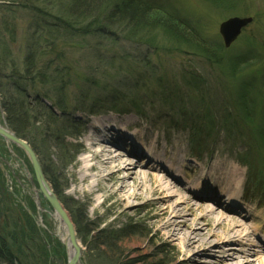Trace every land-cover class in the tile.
<instances>
[{
  "label": "rangeland",
  "instance_id": "obj_1",
  "mask_svg": "<svg viewBox=\"0 0 264 264\" xmlns=\"http://www.w3.org/2000/svg\"><path fill=\"white\" fill-rule=\"evenodd\" d=\"M150 1L187 19L200 37L219 48L221 61L213 62L178 47L161 32L152 33L154 41L135 35L126 40L113 29L106 36H71L66 29L74 31L72 25L58 21L64 16L57 0H0V49L9 53L5 58L11 62L3 64L0 82L18 100L17 105L30 113L27 139L19 138L35 152L43 171L46 168L53 173L58 193L52 189L75 225V240L87 264H107V246L98 247L108 235L111 241L120 239L125 247L123 264H136L142 258L160 259L165 264H212L220 259L218 251L194 258L203 248H184L179 239L169 237L163 226L166 216L152 203L134 201L126 209L101 187L95 188L89 199L84 191L94 183L97 172L89 173L92 177L87 183H81L79 172L83 159L90 155V125L106 116L120 118L115 125L119 128L129 115L133 123L126 130L128 137H143L148 148L153 139L159 141L161 153H177L179 159L187 161L185 183L199 175L213 188L201 190L202 199L189 195L206 208L188 216L190 225L203 221L211 226L208 212L219 207L226 210L225 204L215 199L228 191L221 178L226 179L224 176L236 168L241 177L239 189L233 190L251 210L249 216L248 212L236 216L250 231L259 223L264 226V0ZM235 17L252 18L253 23L226 49L219 29ZM55 27L61 32L54 39L49 34L56 31ZM33 49L42 52L35 74L47 75L48 83L9 79L14 73L12 62L26 76L24 61ZM114 91L124 95L120 110L126 112L112 110L117 97ZM3 99L0 87V101ZM132 100L141 106L139 114L130 110L135 103ZM1 107L0 126L6 128L7 115ZM34 119L41 122L34 124ZM114 146L124 154L132 149ZM0 159V239L17 254L18 264H68L62 225L43 194L37 192L33 167L25 152L0 137ZM172 168L173 173L181 172L177 166ZM212 172L215 175L206 178ZM124 210L129 214L124 215ZM83 222L88 224L86 231ZM87 231L91 236L99 232L101 240L91 243ZM263 237L250 239L260 244ZM231 248L235 264L257 257L255 253L247 256V247L240 243ZM112 254L111 260H115ZM0 264H7L1 256Z\"/></svg>",
  "mask_w": 264,
  "mask_h": 264
},
{
  "label": "bare ground",
  "instance_id": "obj_2",
  "mask_svg": "<svg viewBox=\"0 0 264 264\" xmlns=\"http://www.w3.org/2000/svg\"><path fill=\"white\" fill-rule=\"evenodd\" d=\"M119 119L116 116H106L90 125L91 134L87 137V141L91 143L90 155L83 159L84 165L79 172L81 183L89 181V178L92 177L90 172H97L94 176V183L89 186L88 190L84 191L89 199L92 200V196L96 192L95 188L101 187L103 191L110 193L117 204L126 209H130L134 205V201H142L144 205L152 203L159 211H162V216H166L163 226L167 229L166 232L169 237L172 235L179 239L184 248H203L195 253L194 258L196 259L197 256H210L213 255V251H218L220 259H214L212 264H235L233 261L235 256L231 246L234 243H240L247 247L245 250L247 256L250 255L251 257V254L255 253L257 257L252 261L248 259L236 264H255V261L258 264H264V240L262 239L260 244H257L256 241L250 239L251 237L257 239L258 236L264 234L263 224L259 223L257 228H252L250 231L249 227L240 223L236 216H244L240 212L241 209L248 211V216L251 211L249 207L241 208L237 205H244L240 193L233 190V187L239 189L238 180L241 177L239 170L235 168L224 176L226 179L221 178L228 188L225 194H220V197L225 199V201L220 200V205H227L226 210L222 207L213 209L208 212L206 217L211 226L213 224L215 226L211 227L209 224L206 226L207 224H204L203 221L190 225L188 216L198 211L203 212L206 208L204 205L194 203L193 198L189 195H194V199H201V190L211 191L213 188L206 185L205 181L203 182V176L199 175L192 177L185 183V176L188 175L185 171L188 169L187 161L179 159L177 153H161L159 141L155 139L152 140L150 148H148L143 137H136V135L128 137L126 130L133 121L128 115L122 120L124 122L119 123V128H116L115 125ZM6 128L17 136L9 127ZM114 145L117 147L132 146V149L128 148L130 152L124 154L119 150H114ZM134 159L135 161L139 159V161L135 163ZM167 165L171 166L170 169H167ZM174 166L181 168V172L173 173L172 167ZM3 169L5 170L4 167ZM43 174L46 179L45 171ZM212 174L215 175L212 172L206 178L213 176ZM48 185L52 189L50 183ZM129 188L130 192H128ZM12 195L14 196L15 193ZM22 206L24 207L23 203ZM61 208L65 210L63 205ZM65 212L69 216L66 210ZM54 214L62 225L63 233H65L61 237L63 245L71 255L74 253L75 245L70 242L67 227L62 222L61 217L55 211ZM123 214H129L128 210H124ZM69 220L75 226L71 218ZM73 234L75 236L77 234L75 227ZM76 243L78 247H81L79 242L76 241ZM192 258L193 256L190 257V259Z\"/></svg>",
  "mask_w": 264,
  "mask_h": 264
},
{
  "label": "trees",
  "instance_id": "obj_3",
  "mask_svg": "<svg viewBox=\"0 0 264 264\" xmlns=\"http://www.w3.org/2000/svg\"><path fill=\"white\" fill-rule=\"evenodd\" d=\"M59 2V6L62 5V9H60V13L67 17V20H64V17L59 18V23L66 22L67 24L72 25L70 28H74V31L66 29L71 36L78 35H87L90 33H101L104 36L109 33V30L113 29L122 34L123 38L129 40V38H135L144 40L148 38H152L153 41L155 38L153 37L158 32H161L162 35H165V38L171 40L173 43L178 44V47L189 49L190 51L206 58L207 60H211L213 62L219 63L221 61V54L219 52V48L207 42L205 39L200 37L197 30L191 27L188 23L187 19L180 17L178 14H175L172 10L167 8L165 5L152 2L150 0H57ZM230 1V0H229ZM229 4V2H228ZM100 10V11H99ZM99 11V12H98ZM97 12V13H96ZM81 25V26H80ZM75 26V27H74ZM78 27V28H77ZM56 31H50L52 38H57L59 33L61 32L58 27H55ZM64 31V32H66ZM53 32V33H52ZM56 32V33H55ZM72 32V33H70ZM156 32L155 34H152ZM138 36V37H137ZM54 45V44H53ZM52 45V46H53ZM40 50V49H38ZM7 51L4 52L0 49V70H2L3 64H11L9 59L5 58L7 55ZM9 54V53H8ZM42 52L37 51L35 49L29 51L25 61H24V69L26 76H22L14 62H12V68L14 73L10 76L9 79L17 80L22 78L26 82L29 81H39L41 84L48 83L49 77L44 73H39L36 75V71L39 69L41 64L39 58L41 57ZM4 57V58H2ZM5 59V60H4ZM23 69V70H24ZM1 72V71H0ZM21 75V76H19ZM0 78L2 79V75L0 73ZM8 78V77H7ZM143 78L139 82H141ZM34 81V82H35ZM17 83H14V87L18 89ZM1 90L4 94V99L1 102V108H4V111L7 115V124L9 128L14 131L18 137L26 140V125L29 122V111L21 109L18 104V100L8 93V88L2 87V83L0 82ZM163 93H168L165 92ZM114 95H117L114 100L113 111H117L118 113L126 112L121 111L120 101L124 98V95L121 93L118 94L117 91H114ZM2 94V93H1ZM173 96V94H170ZM113 98V97H112ZM171 99V96H168ZM121 99V100H120ZM137 101V99H136ZM136 101L130 106V110L134 112L140 113L141 106H139ZM60 104V103H59ZM57 103V108L60 111H63V107ZM138 104V105H137ZM49 113L54 119L56 115L52 113L51 109H48ZM34 117H32L33 120ZM41 121H37L34 119V124H39ZM28 141V140H27ZM202 141H200L201 143ZM37 151V150H36ZM45 174L48 178V181L52 185L55 193H58V184L56 183L55 178L53 177V173L48 171V169H44ZM76 220H79V215H75ZM78 222V221H77ZM82 224V223H81ZM85 227H84V226ZM88 224L81 225L84 230L87 228ZM129 228V227H128ZM127 228V229H128ZM130 229V228H129ZM86 231V230H85ZM88 236L90 232H86ZM98 235L91 236V243L100 241L99 232ZM105 241L100 242L102 245L98 248H102L107 246L106 249L109 251L110 256L107 255L108 259H105L107 264H123L124 260V249L125 247L121 246V242L119 240L111 241V236H107V238H103ZM102 239V240H103ZM1 247L0 256L7 264H18L17 254L13 249L4 241V239H0ZM125 245V244H124ZM112 246V249H111ZM4 248V249H3ZM99 250V249H98ZM103 250V249H102ZM112 255H116L115 260H111ZM22 255L21 251L19 252ZM16 255V256H15ZM140 264H165L162 260H154L148 261V258H142L138 261ZM137 262V263H138ZM136 263V264H137ZM22 264V263H19ZM129 264H135V262L131 261Z\"/></svg>",
  "mask_w": 264,
  "mask_h": 264
},
{
  "label": "water",
  "instance_id": "obj_4",
  "mask_svg": "<svg viewBox=\"0 0 264 264\" xmlns=\"http://www.w3.org/2000/svg\"><path fill=\"white\" fill-rule=\"evenodd\" d=\"M252 22V18L239 17L231 18L223 22V24L220 26V34L223 38L225 47H231V45L241 35L242 30L248 25H250ZM0 136L7 143H11L25 152L26 156L28 157L31 163V166L33 167L34 175L40 188V191L43 193L45 199L51 205L53 210L61 217L62 222L67 227V232L69 235L68 238L70 239V242L75 245V247L73 248L74 253L69 255L68 264H81L82 259L85 261V254L83 252V249L77 246L75 235L73 234L74 226L70 223V218H68L69 216H67L65 210L61 208L62 204L58 200L53 190L48 185L37 155L25 141L19 139L8 128L0 127Z\"/></svg>",
  "mask_w": 264,
  "mask_h": 264
}]
</instances>
